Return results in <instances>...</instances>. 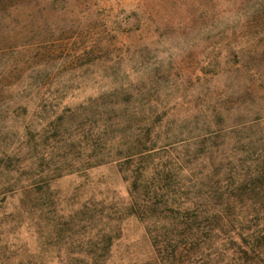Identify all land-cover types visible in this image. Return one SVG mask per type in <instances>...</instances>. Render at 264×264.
I'll list each match as a JSON object with an SVG mask.
<instances>
[{
	"label": "rangeland",
	"instance_id": "374dc122",
	"mask_svg": "<svg viewBox=\"0 0 264 264\" xmlns=\"http://www.w3.org/2000/svg\"><path fill=\"white\" fill-rule=\"evenodd\" d=\"M37 71L51 75L54 95L30 86ZM119 85L134 92L133 138L141 124H152L151 111L164 116L152 129L156 147L168 133L205 136L264 117V0H0V135L1 129L22 130L1 117L17 104L31 116L49 101L59 103V115L80 108V126L67 118L56 138L44 118L37 120L42 139L50 138L45 149L53 168L68 165L51 174L45 189L24 192L27 175L0 174V242L11 264H147L155 258L145 223L127 214L129 183L118 164L76 170L87 167L91 153L77 132H90L92 143L100 129L86 116L88 105ZM18 140L10 139L12 148L21 147ZM20 151L22 166L33 174L34 152L26 145Z\"/></svg>",
	"mask_w": 264,
	"mask_h": 264
},
{
	"label": "trees",
	"instance_id": "16d2710c",
	"mask_svg": "<svg viewBox=\"0 0 264 264\" xmlns=\"http://www.w3.org/2000/svg\"><path fill=\"white\" fill-rule=\"evenodd\" d=\"M50 77L34 72L29 77L30 86L39 95L44 87L49 88L44 95H54ZM133 97L130 87L119 85L103 94L102 100L88 105L86 116L95 120L93 129H100L92 143L90 132H77L91 153L87 167L76 170L84 173L102 164H118L129 183L127 214L145 223L155 252V258L147 264H264V117L236 121L205 136L183 138L168 133L165 145L156 147L159 136H153L152 129L163 122L164 116L151 111L152 124H141L140 135L133 138L130 129L137 119L135 109H130L135 104L131 102ZM58 106L53 101L40 103L31 116L27 106L17 104L1 115L18 121L22 130L1 129L0 174L27 175L29 184L21 188L24 192L27 188L41 192L51 181V174L68 166L64 162L61 168H53L45 146L59 135L65 120L80 126V108H67L69 115H59ZM41 118L52 130L46 140L37 129ZM103 118L100 127L97 123ZM16 137L21 147L26 145L34 152L38 169L33 174L21 164V147L12 148L10 139ZM237 207H249L251 211L238 212ZM7 254V246L0 242V264H11Z\"/></svg>",
	"mask_w": 264,
	"mask_h": 264
}]
</instances>
